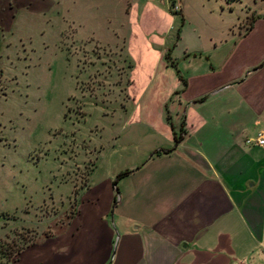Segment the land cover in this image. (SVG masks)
I'll return each mask as SVG.
<instances>
[{
	"label": "crops",
	"instance_id": "crops-1",
	"mask_svg": "<svg viewBox=\"0 0 264 264\" xmlns=\"http://www.w3.org/2000/svg\"><path fill=\"white\" fill-rule=\"evenodd\" d=\"M240 1L217 3L230 12ZM258 1H250L254 15L243 29L233 28L236 13L221 37L208 36L202 45L199 32L186 30L180 19L164 60L156 45L149 66L173 70L168 120L152 119L127 137L115 131L113 142L133 145L120 168L128 172L112 180L92 163L83 183L69 182L60 193L73 202L63 221L53 217L69 204L32 221L46 230L9 264H264V148L245 143L264 125V10L256 8ZM184 34L187 43H180ZM174 47L180 59L191 54L180 69Z\"/></svg>",
	"mask_w": 264,
	"mask_h": 264
},
{
	"label": "rangeland",
	"instance_id": "rangeland-1",
	"mask_svg": "<svg viewBox=\"0 0 264 264\" xmlns=\"http://www.w3.org/2000/svg\"><path fill=\"white\" fill-rule=\"evenodd\" d=\"M250 1L229 12L217 0H0V264L46 230L32 221L69 204L53 217L63 221L73 202L62 195L92 163L111 176L126 165L133 145L113 142L115 131L127 137L161 121L173 70L149 66L156 45L164 60L179 14L202 45L236 13L233 28L243 29L254 15ZM256 4L264 10L263 0ZM178 49L180 69L191 54L180 59Z\"/></svg>",
	"mask_w": 264,
	"mask_h": 264
},
{
	"label": "trees",
	"instance_id": "trees-1",
	"mask_svg": "<svg viewBox=\"0 0 264 264\" xmlns=\"http://www.w3.org/2000/svg\"><path fill=\"white\" fill-rule=\"evenodd\" d=\"M179 17H180V18H179V20H180V19L182 18L180 14H179ZM164 57H165V55L163 54V58H164ZM128 66H129V64H128ZM164 118H165L166 120H168V117H167V114H166V113L164 114ZM168 123H169V121H168ZM170 126H171V124H170ZM176 140H177L176 137H174V135H173V141L176 142ZM159 150H162V149H159ZM163 150H166V149H163ZM155 152H157V150H156ZM127 172H128V170L124 169V170H121V171L115 173L114 178H112V180H114L115 178L118 179L119 177H121L122 175L126 174ZM20 248H21V247H20ZM18 249H19V248H18ZM18 249H17V250H18ZM17 250H15L14 253H16ZM12 256H13V249L8 250V251L5 253L6 264H9V262H10Z\"/></svg>",
	"mask_w": 264,
	"mask_h": 264
},
{
	"label": "built area",
	"instance_id": "built-area-1",
	"mask_svg": "<svg viewBox=\"0 0 264 264\" xmlns=\"http://www.w3.org/2000/svg\"><path fill=\"white\" fill-rule=\"evenodd\" d=\"M245 143H252L264 148V125L255 131L253 137L245 139Z\"/></svg>",
	"mask_w": 264,
	"mask_h": 264
}]
</instances>
